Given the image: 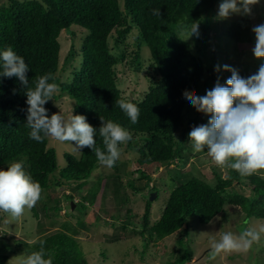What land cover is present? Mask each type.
Listing matches in <instances>:
<instances>
[{
	"label": "trees",
	"instance_id": "obj_1",
	"mask_svg": "<svg viewBox=\"0 0 264 264\" xmlns=\"http://www.w3.org/2000/svg\"><path fill=\"white\" fill-rule=\"evenodd\" d=\"M219 1L6 0L0 3V53L11 47L29 65L27 88L16 77L0 76V169H7L15 161L23 162L25 171L40 183L43 190L71 181V184H75V193L63 192L61 199L54 198L50 202L44 200L41 207L44 219L56 217L62 208L67 215V208H71L69 201H76L74 208L77 205L80 210L90 208L103 177L107 184L105 189H109L111 183L114 190L120 191L126 183L119 174L118 160L112 172L98 175L90 188L92 196L82 191L80 199H75L74 195L80 193L78 189L86 184L92 172L100 165L95 153L85 147L76 155L65 153V165L61 167L58 165L56 150L48 146L47 138L42 143L29 138L26 91L35 88L37 77L46 73L55 77V81L49 82L60 84L61 91L56 96H68L72 100L73 115H84L97 128V146L102 150L106 149L98 132L102 123L100 117L105 121L119 123L133 134V141L120 147L126 146L138 153L137 163L146 166L151 164L150 172L173 162L185 163L188 157L184 149L189 132L199 120L208 122L209 116L201 118L195 107V113L187 115L186 106L189 101L183 93L185 90H194L198 95H205L211 90L219 73L216 71L218 50L207 32L211 28L214 8ZM154 8L160 9V17L152 15ZM197 22L201 25L197 37L201 45L194 51L191 43L183 38L178 26L181 23L190 26ZM250 23L249 16L244 15L233 21L223 35L236 44L253 43ZM71 25L80 26L87 32L80 45L81 60L63 80L57 75L60 64L58 38L61 31L68 30ZM132 30L137 32L135 41L138 46L133 54L127 52L126 42ZM141 45H145L150 52V65L146 73L148 87L143 97L128 99L118 87L116 66L125 61L129 54V64L140 69ZM74 52L72 46L70 56L73 57ZM238 73L243 78L248 77L243 71ZM120 98L136 103L139 107L140 116L136 124H132L117 105L116 100ZM53 100L45 104L49 116L58 113ZM192 123L194 125L190 126ZM179 130L180 138L176 136ZM217 168L212 166L215 177L213 183L191 172L173 171L170 179L174 186L160 217L150 225L149 204H146L142 214L143 231L140 233L144 235L145 246L185 230L191 216H196L201 223H208L226 205L242 210L247 219H264V178L257 175L241 177L237 171L228 168L225 178ZM141 169H137L141 177L147 174L150 177V173ZM244 182L251 187L250 194H244L235 187ZM130 186L140 190L134 184ZM152 188V191L157 189ZM62 201L65 204H61ZM51 213L54 215L51 216ZM130 213L131 209H128L127 214ZM34 215L37 217L38 236L30 242L15 236V228L1 229L4 235L0 234V264H6L14 255H18L24 263L32 252L39 250V241L45 242V258H51L52 264H89L86 255L81 253L77 245L80 230L72 225L71 218L63 221L56 230L46 231L43 228L45 221L40 220L39 212ZM4 216L6 213L0 212V225L6 221ZM96 218L100 220L99 216ZM124 225L122 228L126 227ZM177 241L186 253L180 255L175 263L184 264L191 260V252L181 238Z\"/></svg>",
	"mask_w": 264,
	"mask_h": 264
},
{
	"label": "rangeland",
	"instance_id": "obj_2",
	"mask_svg": "<svg viewBox=\"0 0 264 264\" xmlns=\"http://www.w3.org/2000/svg\"><path fill=\"white\" fill-rule=\"evenodd\" d=\"M4 1L6 0H0V3ZM220 3L221 0L214 8L211 28L207 30L216 44L218 50L216 54L218 56L217 65L220 66L219 73L211 89L215 86L218 77L219 82L225 85L226 80L231 76V72L225 71L223 65H229L238 72L243 71L249 77L258 71V66L264 61V58H256L254 56L253 49L256 38L255 33L252 31L253 27L264 24V0H260L259 4L251 6L252 12L248 16L251 20V32L254 42L245 45L236 44L233 40H228L223 35L226 28L233 21L241 19L245 14H233L229 18L222 19L218 16ZM200 30L201 25L199 24ZM86 32L84 28L77 25H71L68 30L61 31L58 38L60 43V64L57 75L63 80L69 75L73 66H76L81 60V58L79 59L80 45ZM136 33L135 30H132L130 37L126 40L127 52L132 54L133 51L138 49L135 41ZM181 34L185 40L191 43L194 51L197 46L201 45L200 41L197 40V36L193 35L186 38V33L181 32ZM112 41L113 39L110 40V44H112ZM72 46L75 51L73 57L69 54ZM130 60L131 58H129L128 54L126 60L116 66V75L119 79L118 87L126 98L138 99L143 97V93L148 87V79L146 78L150 65L148 48L145 45L140 46V60L142 63L140 69H135L134 65H130ZM53 101L58 113L61 112L67 115L72 112V100L68 96L64 94L56 96ZM186 113L189 116L195 113L194 107L190 102L187 103ZM199 113L201 118L208 116L202 112ZM185 124H187L186 121ZM202 124H207V121L199 120L195 125L197 127ZM192 125L194 124H190V126ZM181 128L183 129L184 127L181 126ZM176 136L181 137V130L177 131ZM47 139L48 146L55 148L58 165L61 167L65 165V153H73L75 155L80 153V151H74L75 146L71 142H59L52 138ZM185 145L184 154L188 157L187 162L177 164L173 162L167 167H159L155 172H150L152 170L151 164L146 166L137 163L138 153L128 149L126 146L120 147L121 155L118 168L122 181L126 183V186L124 185L125 187L120 191L118 189L114 190V185H111V183L110 190L105 189L107 184L106 179L103 177L96 198L90 204V208L85 207L80 210L78 205L77 208H74L75 210L67 208V215L65 209H62L58 211L56 217L51 213L53 218L46 220L43 217L41 208L44 205V200L50 202L54 198L61 199L63 192L65 194L70 191L72 193L76 192L74 190L75 184H71L72 181L63 183L62 186L50 187L47 190H43L40 201L33 208L26 209L19 219L13 220L6 214L4 216L6 225L4 223L1 224L2 226L0 225V234L4 235L1 229L11 230V228H15V236L29 242L34 240L38 236L36 231L37 217L34 214L39 212L40 220L45 221L43 228L46 231H54L63 221H69V218L72 219V225L80 230V234H77V245L79 250L82 251L81 253L86 255L89 264H176L177 258L186 253L182 244L177 241L179 238L184 241V245L191 252V260L186 261L184 264H264V234H262L260 243L254 244L248 252L221 253L216 259L209 260L211 241L218 240L222 233L233 232L238 235L246 228L259 227L264 224V219H247L246 214L242 210L232 205H226L208 223H201L196 216H191L187 220L185 230L182 229L159 241H152L145 246L143 242L144 235L140 233V231H143L142 214L145 211L146 204H149L150 225L160 217L169 192L174 186L170 179L174 170L191 172L201 178H207L212 183L215 181L212 171L214 163L208 156L207 151H202L199 154L193 152L189 137ZM138 168L146 170V173H150V177L148 174L146 177H141L139 171H137ZM217 171L222 177H227L226 168L223 170L217 168ZM102 172L109 173L112 170L103 168L101 165L95 169L86 184L78 189L80 191L79 195H74L76 200L80 199L81 194H83L81 193L82 191L85 192V195L92 196L90 188L93 187L92 184L96 182L98 175L102 174ZM131 184L139 187L140 190H134L130 186ZM152 187H156V191H152ZM235 187L244 194H250L252 191L247 182L239 186L235 185ZM151 192H156V197L153 200L149 198ZM61 204H65V202L62 201ZM128 209H131L129 215L127 214ZM97 216L100 218L99 221L96 218ZM112 223L114 225L111 226ZM122 224H125L124 226L126 227L122 228ZM6 264L24 263L21 262L18 255H14L8 259Z\"/></svg>",
	"mask_w": 264,
	"mask_h": 264
},
{
	"label": "clouds",
	"instance_id": "obj_3",
	"mask_svg": "<svg viewBox=\"0 0 264 264\" xmlns=\"http://www.w3.org/2000/svg\"><path fill=\"white\" fill-rule=\"evenodd\" d=\"M259 2L221 0L218 16L226 19L233 14L251 15V6ZM152 15L160 17L162 14L160 9L154 8ZM178 28L187 34L186 38L199 36L198 22L190 26L181 23ZM252 31L256 38L254 56L264 58V24L253 27ZM0 60V76L16 77L27 88L29 65L24 58L8 47L0 53ZM223 69L231 72L225 85L219 82L218 77L215 86L205 95H198L194 90H185L183 93L198 112L209 116L207 124L193 127L189 132L192 150L199 153L206 149L214 165L222 170H235L241 177L257 175L264 178V64L247 78L241 77L229 65H223ZM219 70L220 66L217 65L216 71ZM50 80L55 81L51 73L39 76L35 88L26 91L29 138L38 143L44 142L46 138L71 142L75 146L74 151H82L87 147L95 153L99 165L112 169L120 158V145L133 141V134L119 123L100 117L102 123L98 132L106 149L102 150L97 146V128L84 115H73L72 110L67 115L59 112L49 116L45 104L61 91L60 84ZM116 103L132 124L138 122L140 109L136 103L124 98L116 100ZM42 192L40 183L25 171L23 162L15 161L7 169H0V212L6 213L11 219H19L26 209L33 208L40 201ZM71 202L75 205L74 201ZM262 234L264 224L246 228L238 235L224 232L218 240L211 241L209 260L216 259L221 253L248 252L254 244L260 243ZM39 243V250L32 252L24 264H52L51 258H45V242Z\"/></svg>",
	"mask_w": 264,
	"mask_h": 264
},
{
	"label": "water",
	"instance_id": "obj_4",
	"mask_svg": "<svg viewBox=\"0 0 264 264\" xmlns=\"http://www.w3.org/2000/svg\"><path fill=\"white\" fill-rule=\"evenodd\" d=\"M156 197V192H151V194H150V200H153L154 198ZM74 203L73 202H71V209H73L74 208Z\"/></svg>",
	"mask_w": 264,
	"mask_h": 264
}]
</instances>
